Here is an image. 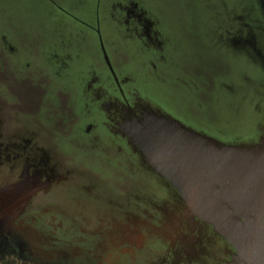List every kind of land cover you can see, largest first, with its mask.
Returning <instances> with one entry per match:
<instances>
[{"label":"rangeland","instance_id":"obj_1","mask_svg":"<svg viewBox=\"0 0 264 264\" xmlns=\"http://www.w3.org/2000/svg\"><path fill=\"white\" fill-rule=\"evenodd\" d=\"M110 1L113 0H101L98 14L106 18L117 15L118 7H109ZM128 1L156 23L155 28L160 32L159 54L164 59L155 60L158 52L149 53L145 46L116 37L114 31L119 34L121 28L118 24L102 25L100 32L105 44L113 37L111 53L127 52L117 59L119 68L114 65L121 73L118 78L122 79V73L131 74L127 84L135 89L138 99L182 124L183 121L195 127L201 124V129L209 130L204 133L207 136L218 139L216 133L220 130L224 134L223 141L241 142L253 137L258 117L254 108L255 92L264 83V0ZM94 6V0H0V16H5L0 32L7 35V40L13 38L20 49L24 47V61L31 59L28 67L21 62L19 73L0 60L3 87L0 104L29 102L24 105L25 111L19 110L17 105L12 111L0 107V134L12 136L17 144L36 141L47 150L54 147L53 155H61L66 169H71L73 174V168L76 177L83 180L76 181V191L66 193L64 189L62 197L58 195L60 191H53V201H71L72 212L78 211L79 201L89 198L87 195L91 192L85 189L88 184L82 177L93 183V177H98L121 186L119 174L116 178L111 175L115 164L125 165L122 159L114 163L113 158L102 157L100 148L107 149L110 143L106 134L109 122H99L94 114L95 125L85 132L90 123L85 113L80 115L83 102L79 89L83 91L84 85L98 88L106 84L114 88L108 77L104 82L103 75L108 71L103 64L93 68L94 57L99 55L96 45L85 47L89 30L95 24ZM23 28L30 31V38L19 31ZM6 29L7 33L3 32ZM90 40L96 43L91 37ZM128 98L132 102V98ZM71 99L77 105H73L74 110ZM66 106L69 118L71 116L68 123L63 110ZM229 117L235 118V122H227ZM121 140L134 152L125 138ZM111 150L115 153L116 148L111 146ZM46 152L51 155L50 150ZM90 198L95 204L90 203L83 223L74 226V233L80 228L90 230L96 221L93 209L97 201ZM87 219L92 222L88 226ZM14 241L2 243L0 264H16L17 256L13 254L20 252L16 244L26 247L19 256L22 260L24 256L29 264H32L30 250H35L36 254L50 251L43 242L24 241L18 236ZM38 245L40 248L36 251Z\"/></svg>","mask_w":264,"mask_h":264},{"label":"flooded vegetation","instance_id":"obj_2","mask_svg":"<svg viewBox=\"0 0 264 264\" xmlns=\"http://www.w3.org/2000/svg\"><path fill=\"white\" fill-rule=\"evenodd\" d=\"M129 3L128 0L110 1L109 7L117 6L119 11L117 15L106 18L97 12V10L100 12L101 0H94L95 24L91 26L89 36L96 43L93 44L87 36L88 42L85 47L91 48L92 45H96L99 55L94 57L93 68L96 69V66L103 64L108 71L103 75L104 82L108 77L114 88L106 84L91 88L88 84L83 86L85 88L83 91L79 89L83 102V108L80 106L82 110L80 115L85 113V118L90 123L84 131L92 130L95 115L99 122L104 123V120L109 122L110 128L106 134L110 143L106 146L107 149L100 150L103 158H113L114 163L120 159L124 161L123 166L115 164V172L111 175L114 177L119 174L122 185L117 186L113 181H104L98 177H93L95 179L93 183L82 177L88 184L85 189H91V192L87 195L89 198L83 197L79 201L78 211L72 212L71 201L62 203L53 201V191H60L58 195L62 197L64 189L66 193L68 190L76 191L74 188L76 181L83 180L76 177L77 173L73 168V174L71 169H66L68 167L62 163L61 155L55 153L58 158L53 155L54 147H48L51 154L48 155L46 151L49 150L43 147L40 140V145L36 141L17 144L12 136L0 134V249L3 242L13 243L14 238L18 236L24 241L43 242L42 244L50 248L48 249L50 251H39L38 254L34 252L35 250H30L29 258L32 264H228L232 251L229 245L216 236L208 224L184 218L178 192L163 178L143 166L139 155L121 140L124 138L121 134L122 124L132 119L129 117V107L133 113L138 114L140 110L137 108L147 103L141 98L138 99L134 93L135 89L128 86L127 80L131 74L122 73V79L118 78V74L121 73L114 69L115 66L117 68L120 66L117 59L122 58L121 54L127 52L118 50L112 54L113 37L105 44L100 32L101 26L118 24L121 28L119 34L114 31L116 37L145 46L149 53L158 52L155 60L164 59L159 54L160 32L155 28L156 23L145 17L136 8V4ZM108 4L103 6L108 7ZM3 18L5 16L1 15L0 29L3 26ZM19 31L23 32L27 39L32 36L26 28ZM3 32L7 33V29ZM11 39L12 41L7 40L5 33L0 34V60L18 71L21 62L28 67L31 59L24 61V47L23 50L20 49V44H15L16 41ZM261 44L263 43L259 42V45ZM79 84L81 86L80 80ZM1 88L3 87L0 85V93ZM88 92L90 93L86 95ZM255 96L254 108L257 109L258 117L255 120L253 137L244 140L248 142L264 138V83L256 89ZM128 97L132 98V102ZM146 98L151 102L148 97ZM71 101L74 110L73 105L76 107L77 105L73 99ZM28 103L22 104L18 101L0 104V107L12 111L11 109L17 105L19 110L25 111L24 105ZM63 110L67 120L65 121L71 122L67 106ZM73 116L77 118L75 112ZM233 117H229L227 122L231 120L234 123ZM35 118L42 122L38 117ZM183 123L189 128L209 133L207 128L201 129V124L195 127L185 121ZM216 135L218 139L224 140L222 138L224 134L220 130ZM111 146L116 148L115 153L112 152ZM20 148L23 149L22 153L19 152ZM120 168H124V173ZM110 187L120 191L112 194L106 189ZM90 197L97 201V206L93 209L96 221L90 222V219H94L87 214L90 218L87 219V226L92 223L91 229L80 228L78 233H74V226L83 223L90 203L95 204ZM16 247L22 253L26 249L19 244H16ZM38 248L40 245L35 247L36 251ZM19 254H13L17 256L15 263L29 264L24 256L22 260Z\"/></svg>","mask_w":264,"mask_h":264},{"label":"water","instance_id":"obj_3","mask_svg":"<svg viewBox=\"0 0 264 264\" xmlns=\"http://www.w3.org/2000/svg\"><path fill=\"white\" fill-rule=\"evenodd\" d=\"M137 110L129 107L122 137L178 192L184 218L229 245L228 264H264V138L220 141L148 104Z\"/></svg>","mask_w":264,"mask_h":264},{"label":"crops","instance_id":"obj_4","mask_svg":"<svg viewBox=\"0 0 264 264\" xmlns=\"http://www.w3.org/2000/svg\"><path fill=\"white\" fill-rule=\"evenodd\" d=\"M116 167V166H115ZM110 193L114 194L117 193L118 191H120V189H107ZM105 194V193H104ZM102 197V196H101ZM102 199L105 200V198L103 197Z\"/></svg>","mask_w":264,"mask_h":264}]
</instances>
